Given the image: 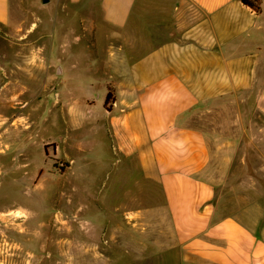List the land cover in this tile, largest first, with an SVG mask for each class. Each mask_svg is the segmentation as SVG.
<instances>
[{
	"label": "rangeland",
	"instance_id": "obj_1",
	"mask_svg": "<svg viewBox=\"0 0 264 264\" xmlns=\"http://www.w3.org/2000/svg\"><path fill=\"white\" fill-rule=\"evenodd\" d=\"M178 30L169 19L123 33L94 1L12 0L0 23V264H179L161 185L103 128L132 54ZM256 94L189 119L207 135L206 176L225 212L264 194Z\"/></svg>",
	"mask_w": 264,
	"mask_h": 264
},
{
	"label": "crops",
	"instance_id": "obj_2",
	"mask_svg": "<svg viewBox=\"0 0 264 264\" xmlns=\"http://www.w3.org/2000/svg\"><path fill=\"white\" fill-rule=\"evenodd\" d=\"M97 2L103 20L127 33L154 23L179 30L132 54L115 79L103 128L118 154L136 159L161 185L179 264H264V194L225 212L206 172L213 154L205 131L189 124L197 108L256 92L264 110V1L256 12L242 0H70ZM12 0H0V23Z\"/></svg>",
	"mask_w": 264,
	"mask_h": 264
},
{
	"label": "trees",
	"instance_id": "obj_3",
	"mask_svg": "<svg viewBox=\"0 0 264 264\" xmlns=\"http://www.w3.org/2000/svg\"><path fill=\"white\" fill-rule=\"evenodd\" d=\"M246 5L250 6L256 12L261 11V0H242ZM113 99L112 92L109 90L106 97V105Z\"/></svg>",
	"mask_w": 264,
	"mask_h": 264
},
{
	"label": "water",
	"instance_id": "obj_4",
	"mask_svg": "<svg viewBox=\"0 0 264 264\" xmlns=\"http://www.w3.org/2000/svg\"><path fill=\"white\" fill-rule=\"evenodd\" d=\"M49 0H43V2H48ZM52 97H54V95L52 94Z\"/></svg>",
	"mask_w": 264,
	"mask_h": 264
}]
</instances>
